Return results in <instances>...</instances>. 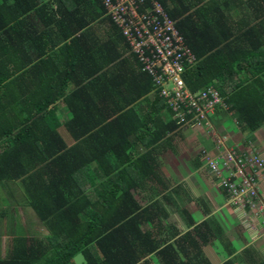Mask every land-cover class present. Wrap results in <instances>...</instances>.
<instances>
[{
  "label": "trees",
  "instance_id": "trees-1",
  "mask_svg": "<svg viewBox=\"0 0 264 264\" xmlns=\"http://www.w3.org/2000/svg\"><path fill=\"white\" fill-rule=\"evenodd\" d=\"M157 1L196 58L188 89L214 88L240 134L261 129L264 0ZM107 22L101 42L91 31ZM152 93L171 120L137 110ZM180 128L99 0H0V187H18L48 231L17 234L0 264H211L209 223L185 211L191 231L166 225L160 155Z\"/></svg>",
  "mask_w": 264,
  "mask_h": 264
},
{
  "label": "crops",
  "instance_id": "crops-1",
  "mask_svg": "<svg viewBox=\"0 0 264 264\" xmlns=\"http://www.w3.org/2000/svg\"><path fill=\"white\" fill-rule=\"evenodd\" d=\"M108 23L100 28L95 25L94 33L89 31L99 41L106 42L107 36L111 37ZM57 38L54 35L53 39ZM89 39L83 38L81 41L84 52L90 50ZM61 49L63 45L55 50ZM63 51L65 52L61 55L73 54L76 50L74 48ZM68 90L72 91L73 86ZM135 106L145 116L161 114L166 121L169 118L171 120L169 113L163 110L154 93ZM58 115L63 121H68L71 117L65 106H61ZM211 126V129L203 126L180 128L164 138V141L171 140L167 148L162 147L161 172L170 186L167 192L171 190L175 192L174 195L170 194L173 205H165L169 213L166 225L174 227L180 237L191 231L193 227L187 228L185 223L187 218L180 214L186 211L194 221V227L209 223L207 229L212 237L203 250L211 264H224L229 260H234L238 264L264 263V220L253 211L231 202L203 158L204 155L215 157L218 154L217 139L221 137L227 139L224 147L234 149L242 155L256 153L264 161V126L252 135L240 134L235 121L226 113L225 107H218L215 110ZM60 133L68 145H74L71 137L63 129ZM258 188L259 198L264 203V171L259 174ZM204 232L207 234L206 230ZM154 263L157 264V261Z\"/></svg>",
  "mask_w": 264,
  "mask_h": 264
},
{
  "label": "built area",
  "instance_id": "built-area-1",
  "mask_svg": "<svg viewBox=\"0 0 264 264\" xmlns=\"http://www.w3.org/2000/svg\"><path fill=\"white\" fill-rule=\"evenodd\" d=\"M107 17L117 27L136 56L142 71L150 76L154 90L174 114L178 125L211 129V118L224 107L214 88L191 92L184 75L196 63L157 0H99ZM218 138V154L203 156L219 186L231 202L254 212L264 220V203L259 198L258 177L264 162L256 153L242 155L224 147Z\"/></svg>",
  "mask_w": 264,
  "mask_h": 264
},
{
  "label": "rangeland",
  "instance_id": "rangeland-1",
  "mask_svg": "<svg viewBox=\"0 0 264 264\" xmlns=\"http://www.w3.org/2000/svg\"><path fill=\"white\" fill-rule=\"evenodd\" d=\"M19 190L15 185L0 187V214L6 213L0 223V259L8 257L13 240L20 232L26 233L31 239L48 234L35 212L26 206L25 197Z\"/></svg>",
  "mask_w": 264,
  "mask_h": 264
},
{
  "label": "water",
  "instance_id": "water-1",
  "mask_svg": "<svg viewBox=\"0 0 264 264\" xmlns=\"http://www.w3.org/2000/svg\"><path fill=\"white\" fill-rule=\"evenodd\" d=\"M75 264H88V261L83 254H80L75 258Z\"/></svg>",
  "mask_w": 264,
  "mask_h": 264
},
{
  "label": "flooded vegetation",
  "instance_id": "flooded-vegetation-1",
  "mask_svg": "<svg viewBox=\"0 0 264 264\" xmlns=\"http://www.w3.org/2000/svg\"><path fill=\"white\" fill-rule=\"evenodd\" d=\"M264 162V161H263Z\"/></svg>",
  "mask_w": 264,
  "mask_h": 264
}]
</instances>
